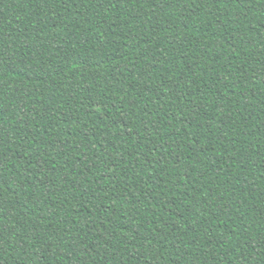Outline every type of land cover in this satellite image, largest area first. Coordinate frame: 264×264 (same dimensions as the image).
<instances>
[{
	"label": "trees",
	"instance_id": "obj_1",
	"mask_svg": "<svg viewBox=\"0 0 264 264\" xmlns=\"http://www.w3.org/2000/svg\"><path fill=\"white\" fill-rule=\"evenodd\" d=\"M0 264H264V0H0Z\"/></svg>",
	"mask_w": 264,
	"mask_h": 264
}]
</instances>
